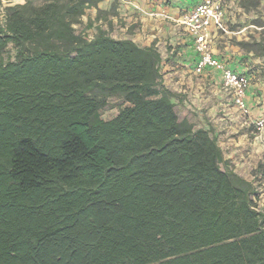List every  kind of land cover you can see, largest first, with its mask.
<instances>
[{
	"label": "trees",
	"instance_id": "1",
	"mask_svg": "<svg viewBox=\"0 0 264 264\" xmlns=\"http://www.w3.org/2000/svg\"><path fill=\"white\" fill-rule=\"evenodd\" d=\"M101 1L0 16V264H264L256 187L180 118L158 48L76 29Z\"/></svg>",
	"mask_w": 264,
	"mask_h": 264
},
{
	"label": "rangeland",
	"instance_id": "2",
	"mask_svg": "<svg viewBox=\"0 0 264 264\" xmlns=\"http://www.w3.org/2000/svg\"><path fill=\"white\" fill-rule=\"evenodd\" d=\"M49 1L51 0H0V16L6 7L25 4L26 2L32 3L35 6H40ZM197 2V0L187 1V13L193 10ZM109 4V8L105 10L107 14L102 15V19L99 21H95L97 10L94 8L87 9L85 14L81 17L80 22L75 25L76 29L86 33L89 37L95 34L97 27L100 25L105 28L110 35L117 38H127L138 34L141 29L140 26L142 25L140 15H138L137 12H133L130 16H121V12L117 10V8H122V3L119 0H110ZM133 8L139 11L135 6H133ZM129 11L128 9L127 13ZM229 11V16L225 18V24L230 31V37L228 38L229 44L238 47L239 50L247 56L238 62V69L233 71L249 79V86L247 88L249 114L245 115L242 113V111L235 106L234 101L231 105L236 108L240 115V119L248 125V128L245 129L246 133L242 134L244 138L248 139L251 144L255 142L258 146L260 144L264 150V127L259 129L256 124L257 121L261 119L264 120V0H233L232 3L229 4ZM90 21L93 22V27L88 29L87 25ZM0 22H2L1 17ZM217 33L220 35L225 34V32L220 29ZM213 43L214 39L211 38V51H213V49L215 50ZM219 48V46H216V49ZM14 54V48L9 45L2 54H0V58L7 59L8 57H13ZM196 66L197 64L193 61L189 67H185V70L191 69V74L196 75L198 79H201L204 73H210L206 71L207 69L197 72ZM165 68L166 66L163 65V82L165 79L164 77L168 73L175 72V70L165 71ZM212 70L216 71L214 69H211V71ZM170 78L171 76H167L168 83H171L170 89L176 94L173 100L176 103V109L180 118H187L196 128H206L209 125V120H211L210 123L217 124L216 126L221 124V121H213L212 107L216 105V102H214V91L206 90L204 93H201V95L193 96L187 92L184 93L180 91L183 89L182 85L178 84L175 78L172 81ZM199 81L200 80L194 82L200 83L201 81ZM224 92L228 96V99L233 100L229 92ZM123 105L124 103L121 99L116 97L111 98L109 105L101 112L102 117L105 119L115 117ZM217 133L218 134L215 135V132L212 131V134L222 143H226L228 138L232 137V134H228L227 130H217ZM229 168L254 183L257 191V194L254 196L256 208L264 212V155L261 156V160H257V158L247 160L244 166L241 167H238L233 160L229 161Z\"/></svg>",
	"mask_w": 264,
	"mask_h": 264
},
{
	"label": "crops",
	"instance_id": "3",
	"mask_svg": "<svg viewBox=\"0 0 264 264\" xmlns=\"http://www.w3.org/2000/svg\"><path fill=\"white\" fill-rule=\"evenodd\" d=\"M109 1L110 0H102L99 3V8L107 10L110 6ZM119 1L122 3V8H117V10L121 12V16H130L133 12H137L142 21L139 33L129 38L134 40L140 46L155 45L162 55L163 65L166 66L165 71L175 70V72L168 73L164 77V85L166 87H171V83H168L167 79V76H171V81L175 78L177 83L182 85L183 89L180 91H183L184 93L187 92L190 95L198 96L206 90L214 91V102H216V105L212 107L213 121H221V124L216 126L217 124H212L210 123L211 120H209V125L206 128L214 131L215 135L218 134L217 130H227L228 134H232V137H229L226 143L219 141L226 158L229 161L233 160L238 167L244 166L247 160H252L253 158L261 160V156L264 155V150L260 144L259 146L256 142L251 144L249 140L245 139L242 135L246 133L245 129L248 128V125L240 119V115L236 108L231 105L233 100L228 99V96L223 91L220 73L213 70L211 71V68H207L206 71H209L210 73H204L203 77L198 79L196 75L191 74V69L185 70V67H189L193 61L197 64L199 60V54L194 47L195 40L186 27L181 23L183 16L187 13L186 5L189 0H172L168 5L164 4L162 1L153 0ZM197 1L198 2L194 7L201 0ZM133 6L138 8L139 11H136ZM94 9L97 10L96 8ZM128 9L130 11L127 13ZM229 14L230 11L228 5L225 10L222 27L219 28L214 25L210 27L215 47V50L213 49L212 53L214 57L225 62L227 66L232 68V70H235L238 69V62L247 56L245 53L241 52L238 47L229 44L228 38L230 37V31L225 24V18H227ZM219 29L223 30L225 34H218L217 31ZM216 46H219L220 48L216 49ZM198 80L201 82H194Z\"/></svg>",
	"mask_w": 264,
	"mask_h": 264
},
{
	"label": "built area",
	"instance_id": "4",
	"mask_svg": "<svg viewBox=\"0 0 264 264\" xmlns=\"http://www.w3.org/2000/svg\"><path fill=\"white\" fill-rule=\"evenodd\" d=\"M233 0H201L194 9L183 16L181 23L186 27L191 36L195 39V48L199 53V60L196 71L211 68L221 75L222 89L229 92L235 106L245 115L249 114L247 103V88L249 79L246 76L237 74L225 63L214 57L210 49L212 25L221 28L226 7ZM259 129L264 127V120L256 122Z\"/></svg>",
	"mask_w": 264,
	"mask_h": 264
}]
</instances>
